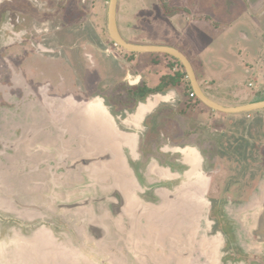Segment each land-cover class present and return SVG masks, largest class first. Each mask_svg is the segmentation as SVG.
Returning a JSON list of instances; mask_svg holds the SVG:
<instances>
[{
  "label": "flooded vegetation",
  "instance_id": "af4514ba",
  "mask_svg": "<svg viewBox=\"0 0 264 264\" xmlns=\"http://www.w3.org/2000/svg\"><path fill=\"white\" fill-rule=\"evenodd\" d=\"M17 1L0 0V264H259L225 250L233 240L244 255L264 253V179L232 171L264 146L204 132L188 77L150 88L135 67L124 73L121 58L174 62L134 59L100 34V19L77 21L70 11L87 0ZM175 65L164 78L183 74ZM151 102L141 124L127 123ZM120 194L135 209L127 216L114 212Z\"/></svg>",
  "mask_w": 264,
  "mask_h": 264
},
{
  "label": "rangeland",
  "instance_id": "374dc122",
  "mask_svg": "<svg viewBox=\"0 0 264 264\" xmlns=\"http://www.w3.org/2000/svg\"><path fill=\"white\" fill-rule=\"evenodd\" d=\"M77 1L78 0H73V2L78 6ZM249 1L253 4L251 9V4H246L247 0H119L118 23L123 37L138 45L168 46L170 45L173 35L178 33L180 37L175 45V48L180 50L193 64L199 80L203 82L202 87L206 90V93L208 96H210V98L216 99V101H221L223 103L228 102V104H235L233 99L235 100L236 97L239 98L240 96L246 97L248 102L252 100L256 101L264 98V86H256L253 89L249 88L248 85L250 79L245 76L237 80H233L236 74H240L243 69H251L252 66L255 69L257 68L253 64L252 58L243 57L244 55L241 57V52L243 51L241 49H243L244 46H249L253 49H256V45L248 39L253 33V27L251 26V22H246V20L248 17L250 18V12L252 10L256 12L255 16L264 13V0ZM87 2L88 10L84 7V12L79 14L74 10V7L76 6H73L74 11H70V14L72 16H76L77 21L80 18H85L83 22L84 24H86L88 21L93 22L92 18L100 19V34L104 35L105 37L108 36V10L110 0H87ZM17 3L21 8H27L28 6L25 0H18ZM40 5L42 6V4ZM51 5L54 4L51 3ZM58 5L59 4L56 3L54 7H58ZM248 9H250V11ZM167 13L176 15L168 16ZM245 16L248 17L242 21ZM238 17L239 19L237 21L241 22L234 23ZM251 18L255 20L253 15ZM3 19L4 18L0 15V25ZM262 19H264V15ZM232 22L234 23L233 28L231 27ZM36 27L39 29H49L48 25L43 26L38 24ZM216 27H218L217 31L214 30ZM179 31L182 32V34ZM112 48L116 47H113L111 44L110 46L106 45V47H104L100 39V53H103L101 50H106V52L112 55V52L107 51L108 49L110 50ZM206 49L213 53H217V56L214 57L212 59L213 61H210V63L208 61L212 55L209 52L206 53ZM124 52V54H127V56H131V53L126 51ZM166 57L167 56L165 55L159 54H141L137 56L133 55L132 58H142L146 62L156 61V58L175 62L173 59H171V57ZM242 58L243 63L240 61ZM260 62L263 64V66L259 68V71H257L256 75L260 74V72L264 69V55L261 57ZM225 63L232 64L234 67V69H232V73L224 72L219 75L220 77L216 76L211 86L204 84V79L209 77V68H215L214 65H216L220 69L225 66ZM115 64L121 70H123L124 73L133 69L132 66H130L129 63H126V61L122 58L118 61V63L115 62ZM157 70L163 71L160 68ZM230 77H232V79L228 80L227 82L222 81L223 78L228 79ZM183 90L188 91L189 89ZM260 90L261 93H259ZM260 94L263 96L260 97ZM244 102L245 101L239 100L238 103ZM203 110L210 112V109L206 107H204ZM180 114V112L177 113V115ZM248 114L252 115V119L247 118ZM213 116L211 119H213ZM240 116H244L243 119L233 124L240 128L239 132L237 133L245 134L247 132L249 138L252 139L253 142L257 139L262 142V138H264V110L245 113L244 115ZM195 118L198 119V121L200 120L198 116ZM227 118L228 120H223L221 122L216 121L214 124H211V119H208V121H206V125H204V128H202L205 129L204 132L210 130H214L215 132V127H217V130L219 131L230 130V132L233 134V117ZM228 125H230L229 128ZM250 125L258 128L261 130V132L254 133ZM220 134L221 133H218L214 138V144L217 143L218 145V138H221L218 135ZM221 136H223V134H221ZM235 138L236 137L234 136V139ZM224 140L225 138L222 137L220 142L224 144ZM241 142L242 140L236 139V143L232 144L238 145L240 143L241 145ZM239 147L242 148L243 146ZM253 153L254 151H251V155H254ZM251 157L252 160H248L247 162L245 161L242 165L237 163L236 168L232 166L234 169H236H233L232 171L238 172L241 170L244 172V181L253 180L252 182L254 183V181L258 180L259 178L264 179V158L260 156L257 158L253 156ZM234 201L238 204L243 203L241 200ZM219 202L224 205L227 203V201L224 199L221 201L219 200ZM219 217H221L223 225L230 223L233 224L234 227L238 226V224L232 220L228 221V219H223L222 213ZM230 243L231 244H228L225 250L226 254L229 256L228 258H233L235 261H247V263L248 260L257 262L259 264L260 262L264 261V253L252 250V252L244 255L240 246H237V241L236 245H234L233 240Z\"/></svg>",
  "mask_w": 264,
  "mask_h": 264
},
{
  "label": "crops",
  "instance_id": "0c3cea01",
  "mask_svg": "<svg viewBox=\"0 0 264 264\" xmlns=\"http://www.w3.org/2000/svg\"><path fill=\"white\" fill-rule=\"evenodd\" d=\"M252 6H253V4L250 5V9L252 8ZM250 9H248V10L250 11ZM255 14H256V12L252 10L250 12V18L248 16H245L242 19V21L245 18L248 17L246 22H251V26L253 27V33H252L251 37L248 38V39L252 43H254L256 45V49H253L252 47H249V46H244V48L241 49V50H243L241 52V57L244 55L243 57L252 58L253 64L257 68L255 69L252 66L251 69H248V68L243 69L242 72L240 74H236L235 78L233 79V80H237V79L242 78L244 76L248 77V79H250V82H249L248 86H249V88H252V89L254 87H256V86H261V85L264 86V75H263V70L264 69L260 72V74L256 75L257 71H259V68L263 66V64L260 62V60H261V57L264 55V19H262L264 13L260 14L258 16H255ZM245 15H248V14H245ZM252 15L255 18V20H253L251 18ZM237 20L238 19H236V21L234 23L241 22V21H237ZM234 23L233 22L231 23V27L232 28L234 27V25H233ZM216 26H219V25H216ZM214 30L217 31L218 27L214 28ZM180 33L182 34V32H180ZM179 37H180V35H178V33L173 35V38L171 39L170 45H168V46H171V47L175 48V45L178 42ZM207 52H209L212 55V56H210V60L208 61L210 63V61H213L212 59L217 56V53H213V52L208 51L206 49V53ZM240 61H241V63H243V58ZM130 66H132V68L135 67V70H136L137 73H139V74L141 73V75L143 77L147 78V80L149 81L150 88H155L159 84V82L164 78V76L166 74L173 73L174 71H176L175 68L177 67L175 65V62H174V64H172L173 69H171V70L168 69L167 67L161 66V65L160 66H155V65H150L149 64V65H144L145 66L144 67L143 65L142 66L141 65L138 66L137 63H135V64H131ZM214 66H215V68H209V70H210V73L208 72L209 73V77L204 79V84H206L208 86H211V84L213 83V81H214L216 76L218 77L221 73H224V72L225 73H228V72L232 73V69H234V67L232 66L231 63H228V64L225 63V66L223 68H220V69L218 68V66H216V65H214ZM159 68L161 70H163V71L157 70ZM230 79H232V77H230L228 79L223 78L222 81L227 82ZM198 82H199V84L201 86H203V82H201L199 80V78H198ZM180 90L183 91V93H185V91L183 89H180ZM259 93H261V90L259 91ZM262 94H260V97L263 96ZM186 95L188 97H190L188 93H186ZM175 97H176V94H175V91H174L172 93V98H175ZM239 100L245 101V102L244 103H238ZM263 100H264V98L260 99V100H256V101L252 100V101L248 102L246 100V97L240 96L239 98L236 97L235 100L233 99L235 104H232V103L228 104V102L227 103H223L221 101H217V102L220 103L224 107H238V106H244V105H247V104L257 103V102H260V101H263ZM182 107H184V109H186V110L188 109L186 106H182ZM199 109H202L201 110L202 114L199 116L200 120L198 121L201 125H206V121H208V119H211L213 115H215V116H213V119L210 120L211 124H214L216 121L217 122H221L223 120H228L227 117H233V120H234L233 124H235L237 121L242 120L243 117H244V116H240V115H244V114H223V113H220V112H215L213 110H210V112H206V111L203 110L204 109L203 106H200ZM247 118L252 119V115L248 114ZM251 123H252V121H251ZM233 126H234V131H233V134H232V136H233L232 137V142L233 143H236V139H240V140H242L241 145H244V146L246 145V147L249 150H252V149L254 150L255 148L257 149L258 146H264V138H262L263 139L262 142L259 141V139L255 140L253 142L252 139L249 138V135H248L247 132L245 134L237 133V132H239L240 128L236 127L235 125H233ZM250 126L252 127L254 133L261 132V130H259L258 128L253 127L252 125H250ZM234 136L236 137L235 139H234ZM237 153H239V152H237ZM240 154H241V152H240ZM246 160L247 159H244L243 161L245 162Z\"/></svg>",
  "mask_w": 264,
  "mask_h": 264
},
{
  "label": "water",
  "instance_id": "95a60500",
  "mask_svg": "<svg viewBox=\"0 0 264 264\" xmlns=\"http://www.w3.org/2000/svg\"><path fill=\"white\" fill-rule=\"evenodd\" d=\"M119 0H110L109 2V10H108V31L111 39L120 46L121 49L128 53H136V54H159V55H167L176 60H178L185 68L187 73V77L191 83L192 91L194 92L196 98L204 104L210 110L215 112H220L223 114H245L252 113L256 111L264 110V100L247 104L244 106L238 107H224L212 101L206 94L203 92L201 85L199 84L194 68L190 60L178 49L171 46H151V45H138L131 44L126 42L119 31L118 21H117V13H118ZM262 195H264V184L262 189ZM128 199L122 194L116 197V202L114 203V212L118 213V216H127L130 210L132 209L127 204Z\"/></svg>",
  "mask_w": 264,
  "mask_h": 264
},
{
  "label": "bare ground",
  "instance_id": "6f19581e",
  "mask_svg": "<svg viewBox=\"0 0 264 264\" xmlns=\"http://www.w3.org/2000/svg\"><path fill=\"white\" fill-rule=\"evenodd\" d=\"M100 104L99 103H94V105L93 104L91 105L92 106V113L95 116H98L99 118H100V114L103 113V111H104L103 107H102L103 105H100ZM151 108H152V102L149 105H143L137 113H135L134 115H132L130 117L131 120L128 121L127 123L133 122L136 125L141 124L143 118L145 117V114ZM111 122H113V121L111 120Z\"/></svg>",
  "mask_w": 264,
  "mask_h": 264
},
{
  "label": "trees",
  "instance_id": "16d2710c",
  "mask_svg": "<svg viewBox=\"0 0 264 264\" xmlns=\"http://www.w3.org/2000/svg\"><path fill=\"white\" fill-rule=\"evenodd\" d=\"M169 15L171 16L173 14L171 13ZM165 56H167V55H165ZM167 57H169V56H167ZM174 61L176 62V64H180L183 67V65L178 60L174 59ZM186 78H187V74L184 71L183 74L182 73L181 74H178L175 77L168 76L166 78H163V81H164L163 85H166V84H168V85H175V86L178 85V84L180 85V84H182L185 81Z\"/></svg>",
  "mask_w": 264,
  "mask_h": 264
},
{
  "label": "built area",
  "instance_id": "2783aa9c",
  "mask_svg": "<svg viewBox=\"0 0 264 264\" xmlns=\"http://www.w3.org/2000/svg\"><path fill=\"white\" fill-rule=\"evenodd\" d=\"M190 97L193 98V97H194V94L191 93V94H190Z\"/></svg>",
  "mask_w": 264,
  "mask_h": 264
}]
</instances>
